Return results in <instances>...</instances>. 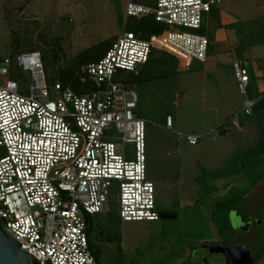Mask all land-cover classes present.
Listing matches in <instances>:
<instances>
[{
	"label": "built area",
	"instance_id": "built-area-1",
	"mask_svg": "<svg viewBox=\"0 0 264 264\" xmlns=\"http://www.w3.org/2000/svg\"><path fill=\"white\" fill-rule=\"evenodd\" d=\"M147 2L129 1L126 18L151 15L166 29L142 37L124 26L103 56L83 65L79 82L93 87L83 92L60 81L49 86L41 55L32 50L15 56L17 67L31 77L23 94L11 59L0 58V217L40 264H99L86 217L111 211L112 202L121 221L161 218L154 183L146 175V121L135 109L137 94L113 76L119 69L138 74L154 47L204 61L209 40L201 32L203 18L222 0ZM232 69L246 94L247 68L234 60ZM255 103L247 99L237 114H251ZM110 125L122 144H134L133 159L104 135ZM165 126L172 127L170 115ZM199 136L185 134L190 144Z\"/></svg>",
	"mask_w": 264,
	"mask_h": 264
},
{
	"label": "rangeland",
	"instance_id": "rangeland-1",
	"mask_svg": "<svg viewBox=\"0 0 264 264\" xmlns=\"http://www.w3.org/2000/svg\"><path fill=\"white\" fill-rule=\"evenodd\" d=\"M129 1L148 3L0 0V58L11 59V73L18 77L19 91L27 94L31 77L17 67L15 56L32 50L41 55L49 86L55 81L76 83L83 65L100 55L126 27ZM219 5L237 19L236 28L244 36L264 40V0H222ZM161 50L154 47L152 52ZM193 66L200 68L198 63ZM149 69L148 73L156 76L145 79V73L119 69L113 81L127 84L137 94L135 109L146 121V175L154 183L157 209L175 216L121 221L112 202L111 211L90 221L97 240L92 249L99 264H210L201 246L211 242L230 245L237 241L253 254L264 244V137L257 156L245 155V148L256 142L255 129L247 122L251 133L241 140L240 147L221 151L215 144L210 152L212 160L207 163L199 145L188 143L185 137L186 133H198L204 103L195 95L191 102L181 97L180 83L174 77L177 67L152 63ZM193 71L181 72V76ZM166 115L172 120L170 129L165 127ZM221 119L209 123H231L229 117ZM259 132L264 135L263 122ZM104 135L122 149L127 159L134 158V144H122L113 125L105 128ZM241 221L251 222L247 231ZM257 264H264V256Z\"/></svg>",
	"mask_w": 264,
	"mask_h": 264
},
{
	"label": "crops",
	"instance_id": "crops-1",
	"mask_svg": "<svg viewBox=\"0 0 264 264\" xmlns=\"http://www.w3.org/2000/svg\"><path fill=\"white\" fill-rule=\"evenodd\" d=\"M236 20V18L229 16L220 5L212 8L204 16L202 33L207 36L209 44L206 59L202 62L184 60L180 56L163 49L152 54L153 57L163 58L162 60H153L151 57L147 63L139 68V71L146 74L144 78L148 79L156 76L148 73L152 63L165 68L171 65L177 67L178 71L175 72L177 75L174 77L176 83H180L181 97L185 101L191 102L193 95H195L204 103V114H201L199 118L201 126H199L198 133H196L200 136L196 144L199 145L201 154L206 156L207 163L212 160L210 152L215 144L221 151L228 149L232 151L240 147L241 140L251 133V129L248 127V125H251L247 122H251L252 128L255 129L256 142L253 146L245 148L247 149L245 155L257 156L264 137V135L259 134V126L262 122L264 123V40L258 37L244 36L243 33L237 30ZM234 60L241 61L249 72L246 94L241 93L237 87L232 69ZM194 63H198L200 68L194 69ZM192 69L194 70L192 73L181 76V72ZM172 71L170 69L168 73L171 75ZM191 81H193L192 85ZM189 89L193 93H190ZM247 99L256 100L252 113L237 114V111ZM239 115L248 117L245 116L237 121L236 116ZM227 117L231 120L230 124L221 123V126L220 123L218 125L209 123L212 119L216 122ZM101 214L105 213H97L86 217L87 231L92 248L97 240L91 230L90 221L92 217ZM234 243H237V241Z\"/></svg>",
	"mask_w": 264,
	"mask_h": 264
},
{
	"label": "water",
	"instance_id": "water-1",
	"mask_svg": "<svg viewBox=\"0 0 264 264\" xmlns=\"http://www.w3.org/2000/svg\"><path fill=\"white\" fill-rule=\"evenodd\" d=\"M174 214L162 213L161 218L174 217ZM242 228L248 223L241 221ZM206 249L210 264H251L253 257L250 250L240 244L222 245L221 243H204L201 246ZM219 258V261H213ZM0 264H40V262L27 251L20 247L9 232L6 231L4 220L0 217Z\"/></svg>",
	"mask_w": 264,
	"mask_h": 264
},
{
	"label": "trees",
	"instance_id": "trees-1",
	"mask_svg": "<svg viewBox=\"0 0 264 264\" xmlns=\"http://www.w3.org/2000/svg\"><path fill=\"white\" fill-rule=\"evenodd\" d=\"M126 29L127 30H133L134 32H139L142 37H147L151 33H161V32H163L166 29V26H164L163 24H161L159 22H156L152 18L151 15H147V16H144V17H141V18H135V17L129 18V20L127 22V25H126ZM107 48L100 55H94V57L89 59L88 62L95 61V60L99 59L101 56L104 55V53L107 50ZM152 54H154V52H151V55H150L149 59L151 57L153 58V60L154 59L155 60L161 59V58H158V57H153ZM149 59H148V61H149ZM140 72L141 71H139V73ZM62 81L65 82V79H63ZM64 85H66V84H64ZM68 85H70V84H68ZM70 86L74 90H76L78 92H83L87 88H93L92 85H90L89 83L83 84V83L79 82V80H77L76 83H74L73 85H70ZM250 253H251V251H250ZM95 256L97 258L96 251H95ZM263 256H264V244H263V246L260 249L256 250L253 253V255H252L253 261H252L251 264H257L263 258Z\"/></svg>",
	"mask_w": 264,
	"mask_h": 264
},
{
	"label": "flooded vegetation",
	"instance_id": "flooded-vegetation-1",
	"mask_svg": "<svg viewBox=\"0 0 264 264\" xmlns=\"http://www.w3.org/2000/svg\"><path fill=\"white\" fill-rule=\"evenodd\" d=\"M244 223H248V226L244 229L245 231H247L248 229H249V226L251 225V222L250 221H248V222H244ZM234 244H240V245H242V243H240V242H237V243H234ZM223 245V244H222ZM227 245H229V244H227ZM224 246H226L225 244H224ZM243 246H245V247H247L246 245H243ZM248 248V247H247ZM250 251H251V255H253L252 254V250L250 249V248H248Z\"/></svg>",
	"mask_w": 264,
	"mask_h": 264
},
{
	"label": "bare ground",
	"instance_id": "bare-ground-1",
	"mask_svg": "<svg viewBox=\"0 0 264 264\" xmlns=\"http://www.w3.org/2000/svg\"><path fill=\"white\" fill-rule=\"evenodd\" d=\"M213 261H220L221 262V260L219 259V258H213Z\"/></svg>",
	"mask_w": 264,
	"mask_h": 264
}]
</instances>
